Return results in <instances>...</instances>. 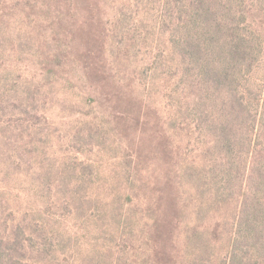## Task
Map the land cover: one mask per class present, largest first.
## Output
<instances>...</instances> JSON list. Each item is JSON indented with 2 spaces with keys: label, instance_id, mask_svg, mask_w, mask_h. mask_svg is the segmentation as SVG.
<instances>
[{
  "label": "rangeland",
  "instance_id": "1",
  "mask_svg": "<svg viewBox=\"0 0 264 264\" xmlns=\"http://www.w3.org/2000/svg\"><path fill=\"white\" fill-rule=\"evenodd\" d=\"M163 5L0 0V226L29 264H228L236 207L171 125Z\"/></svg>",
  "mask_w": 264,
  "mask_h": 264
},
{
  "label": "trees",
  "instance_id": "2",
  "mask_svg": "<svg viewBox=\"0 0 264 264\" xmlns=\"http://www.w3.org/2000/svg\"><path fill=\"white\" fill-rule=\"evenodd\" d=\"M163 1L171 125L193 136L210 200L236 207L228 264H264V86L242 82L264 66V0ZM23 235L0 226V264L31 262Z\"/></svg>",
  "mask_w": 264,
  "mask_h": 264
}]
</instances>
